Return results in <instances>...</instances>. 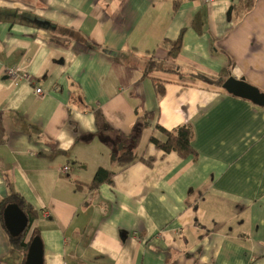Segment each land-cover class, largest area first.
Wrapping results in <instances>:
<instances>
[{
	"label": "crops",
	"instance_id": "obj_1",
	"mask_svg": "<svg viewBox=\"0 0 264 264\" xmlns=\"http://www.w3.org/2000/svg\"><path fill=\"white\" fill-rule=\"evenodd\" d=\"M230 76L264 92V0H0V201L38 210L44 264H264V106ZM157 123L198 156L157 148ZM25 257L0 216V264Z\"/></svg>",
	"mask_w": 264,
	"mask_h": 264
},
{
	"label": "trees",
	"instance_id": "obj_2",
	"mask_svg": "<svg viewBox=\"0 0 264 264\" xmlns=\"http://www.w3.org/2000/svg\"><path fill=\"white\" fill-rule=\"evenodd\" d=\"M165 44H167L169 47V55L172 57H177L182 48V34L177 40H166ZM155 70L178 72L181 74L178 68L166 65V63L160 59L151 58L147 67L145 68L144 74L148 75L150 72ZM194 75L205 79V77L201 74L194 73ZM153 83L158 98H163L166 94L165 82L158 78H154ZM154 118L155 116L153 112H147L143 117L137 120L134 127L141 129L143 127H148ZM156 127L163 130L167 136L165 141H160L154 137L150 139L157 148L165 151L166 153L175 152L182 158L198 156V152L192 144V129L189 125H182L175 131H168L167 129H164L159 123L156 124ZM115 159L121 163L123 168H126L135 162L133 151L131 149L125 150L118 157L115 156ZM114 175L115 172L104 167H100L97 170L92 182L88 184V186L90 189H97L103 183L112 184L114 182ZM8 210H16L25 215L28 225L24 230H20V227L11 226L6 222L5 216ZM0 216L3 228L9 236L12 246L18 248L26 256L27 250L33 238L35 236H40V229L34 226V223L40 216L38 210H36L30 203L25 201L20 193H11L0 201Z\"/></svg>",
	"mask_w": 264,
	"mask_h": 264
},
{
	"label": "water",
	"instance_id": "obj_3",
	"mask_svg": "<svg viewBox=\"0 0 264 264\" xmlns=\"http://www.w3.org/2000/svg\"><path fill=\"white\" fill-rule=\"evenodd\" d=\"M223 88L230 94L264 106V92L248 83L245 78L230 76L223 83ZM5 220L11 226L20 227V230H24L28 225L25 215L16 210H8ZM24 264H44L43 241L40 236L33 238L27 250Z\"/></svg>",
	"mask_w": 264,
	"mask_h": 264
},
{
	"label": "built area",
	"instance_id": "obj_4",
	"mask_svg": "<svg viewBox=\"0 0 264 264\" xmlns=\"http://www.w3.org/2000/svg\"><path fill=\"white\" fill-rule=\"evenodd\" d=\"M198 1H200V2H202V3H205V4H210V3H212L214 0H198ZM7 75L10 76V77H12L13 80L16 81V82H18V81L21 79V77H22L21 75L18 74V72H17L16 69H8V70H7ZM36 92H37L38 94H42V88L38 87V88L36 89ZM68 171H69V166H68V165H65V166L62 167V169H61V172H62L63 174H66ZM44 215L47 216V215H48V212H45Z\"/></svg>",
	"mask_w": 264,
	"mask_h": 264
},
{
	"label": "flooded vegetation",
	"instance_id": "obj_5",
	"mask_svg": "<svg viewBox=\"0 0 264 264\" xmlns=\"http://www.w3.org/2000/svg\"><path fill=\"white\" fill-rule=\"evenodd\" d=\"M10 211V210H9ZM8 212V211H7Z\"/></svg>",
	"mask_w": 264,
	"mask_h": 264
}]
</instances>
